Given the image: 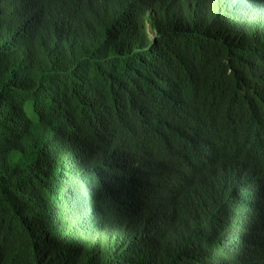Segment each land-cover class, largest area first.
<instances>
[{
  "label": "trees",
  "instance_id": "1",
  "mask_svg": "<svg viewBox=\"0 0 264 264\" xmlns=\"http://www.w3.org/2000/svg\"><path fill=\"white\" fill-rule=\"evenodd\" d=\"M0 264H264V0H0Z\"/></svg>",
  "mask_w": 264,
  "mask_h": 264
},
{
  "label": "rangeland",
  "instance_id": "2",
  "mask_svg": "<svg viewBox=\"0 0 264 264\" xmlns=\"http://www.w3.org/2000/svg\"><path fill=\"white\" fill-rule=\"evenodd\" d=\"M208 4V3H207ZM196 9H198V7H196Z\"/></svg>",
  "mask_w": 264,
  "mask_h": 264
}]
</instances>
